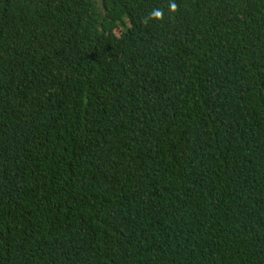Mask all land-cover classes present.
<instances>
[{
    "label": "trees",
    "instance_id": "trees-1",
    "mask_svg": "<svg viewBox=\"0 0 264 264\" xmlns=\"http://www.w3.org/2000/svg\"><path fill=\"white\" fill-rule=\"evenodd\" d=\"M0 264H264V0H0Z\"/></svg>",
    "mask_w": 264,
    "mask_h": 264
},
{
    "label": "clouds",
    "instance_id": "clouds-1",
    "mask_svg": "<svg viewBox=\"0 0 264 264\" xmlns=\"http://www.w3.org/2000/svg\"><path fill=\"white\" fill-rule=\"evenodd\" d=\"M169 10H170L171 12H174V11L176 10V7H175V4H174V3H171V4L169 5ZM152 16H153V18H155V19H159L160 16H161V13H160L159 11H156V12H153V13H152Z\"/></svg>",
    "mask_w": 264,
    "mask_h": 264
}]
</instances>
